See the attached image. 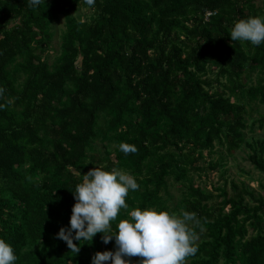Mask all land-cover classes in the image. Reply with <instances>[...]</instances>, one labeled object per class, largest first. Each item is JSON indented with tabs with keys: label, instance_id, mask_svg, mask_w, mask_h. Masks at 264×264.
<instances>
[{
	"label": "trees",
	"instance_id": "1",
	"mask_svg": "<svg viewBox=\"0 0 264 264\" xmlns=\"http://www.w3.org/2000/svg\"><path fill=\"white\" fill-rule=\"evenodd\" d=\"M79 4L88 12L77 16ZM258 13L264 0H0V237L15 264H92L97 251H115L102 233L78 254L56 237L95 166L128 170L140 185L113 231L136 207L194 211L203 231L185 264H264V183L257 193L221 172L215 186L210 171L224 158L205 156L217 144L244 149L264 174V113L252 116L264 105V43L229 34ZM255 129L262 135L248 138ZM121 142L137 151L125 155ZM172 181L182 186L171 205Z\"/></svg>",
	"mask_w": 264,
	"mask_h": 264
},
{
	"label": "clouds",
	"instance_id": "2",
	"mask_svg": "<svg viewBox=\"0 0 264 264\" xmlns=\"http://www.w3.org/2000/svg\"><path fill=\"white\" fill-rule=\"evenodd\" d=\"M43 0H27L29 7H37ZM93 6L96 0H85ZM231 41H248L252 45L264 43V13L237 20L229 32ZM3 89L0 88V95ZM10 103V102H9ZM6 105L0 103V109ZM119 149L125 154L135 153L134 144L121 142ZM140 187L138 179L128 170L95 166L84 173L72 190L75 203L69 226L61 227L56 237L66 242L75 254L85 242L93 241L102 233L105 244L115 240V251H97L92 264H185L186 258L198 251L197 229L203 231L201 219L194 211L150 205L127 211L112 230L121 210H128L126 197ZM75 241H79L76 243ZM83 241V243H81ZM141 257L139 261L128 258ZM18 256L13 245L0 237V264H15Z\"/></svg>",
	"mask_w": 264,
	"mask_h": 264
},
{
	"label": "rangeland",
	"instance_id": "3",
	"mask_svg": "<svg viewBox=\"0 0 264 264\" xmlns=\"http://www.w3.org/2000/svg\"><path fill=\"white\" fill-rule=\"evenodd\" d=\"M88 12V10L83 6L82 4L77 5L75 11L73 12L75 15H83L84 13ZM65 28V19L63 16H60L58 20H56L53 24V38L50 42V54H49V60L53 61L55 58V55L59 53L60 50V41H61V34ZM44 56V55H42ZM255 111L253 112L252 116L253 118H256L259 113H264V105H257L255 106ZM262 135V131L260 129H255L254 132L247 133V137L251 138L252 136L259 137ZM216 153H213L212 156H210L207 152L205 153V156L207 160H215L219 157L224 158V167L222 170L217 171H210V180L215 186L223 184L224 180L221 177V172H224L225 178H227L228 181L235 179L236 181H245L256 190L257 193L262 192L261 185L264 183V174L259 172L250 162L246 160V150L239 149L235 150L233 155H228L227 150L225 147H221L217 144L216 147ZM203 180H206V177H202ZM195 180H197V177H195ZM208 180V179H207ZM181 184L180 183H171L170 187V204L172 205L175 203V201L180 197L181 195ZM230 189V185H228ZM209 189H212V185H208ZM200 239V236H198V239Z\"/></svg>",
	"mask_w": 264,
	"mask_h": 264
},
{
	"label": "built area",
	"instance_id": "4",
	"mask_svg": "<svg viewBox=\"0 0 264 264\" xmlns=\"http://www.w3.org/2000/svg\"><path fill=\"white\" fill-rule=\"evenodd\" d=\"M210 15V13L207 14V16Z\"/></svg>",
	"mask_w": 264,
	"mask_h": 264
}]
</instances>
